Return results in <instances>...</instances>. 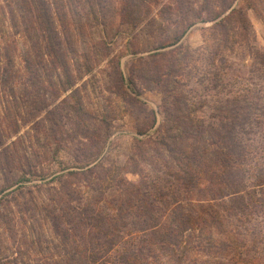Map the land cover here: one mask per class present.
I'll list each match as a JSON object with an SVG mask.
<instances>
[{"label":"rangeland","instance_id":"rangeland-1","mask_svg":"<svg viewBox=\"0 0 264 264\" xmlns=\"http://www.w3.org/2000/svg\"><path fill=\"white\" fill-rule=\"evenodd\" d=\"M242 97L249 168L229 194L209 133ZM261 113L264 0H0V264H78L89 238L105 264H264Z\"/></svg>","mask_w":264,"mask_h":264},{"label":"trees","instance_id":"trees-1","mask_svg":"<svg viewBox=\"0 0 264 264\" xmlns=\"http://www.w3.org/2000/svg\"><path fill=\"white\" fill-rule=\"evenodd\" d=\"M219 24H221V22H219ZM233 103L234 102L229 101L227 103H224V105L222 106L223 108H225L224 109L225 114H227V116L229 117L225 127L221 124V127L223 128V130L219 131L217 129H214L211 131V133H209L211 136L213 135L215 139H217L214 142L220 145V152L222 153L221 156L224 157L223 164L225 165V171H226V173L223 176L217 175L214 177V179H215V182L219 181L218 186H221V184H224L223 185L225 188L224 190L228 192L229 194L230 193L235 194L239 191V188L237 187L239 185L238 184L239 176H237L238 174L235 171L241 168H245V167L249 168V165H248L249 160H248L247 155H249L250 151H249V145L247 144H249L250 139H248L246 136L241 134V131L245 130V132L248 133L247 127H245V123L250 124L249 120L253 119V116H252L253 111L251 109L252 103L248 100L247 97H242L241 101H239L238 104L237 103L233 104ZM235 113H238L239 119H242V121L238 124H235L234 119L238 118ZM262 114L264 113H261V115ZM254 119L257 120V117H254ZM194 139L196 142H198V144H200L199 141L201 140V138L199 136H195ZM199 148H200L199 145H197L196 143L191 145V156L189 157L190 162L186 163L187 165L185 168L186 170L184 169V173H185L184 179H186V181L190 183H192L194 180L196 181V183L198 182L197 179L199 177L196 175L197 173L194 171V169L200 166V164L202 163V161H200L201 157L199 156V153H198ZM144 183H145V180H142L141 186H143ZM144 192L145 191L143 190L141 194L143 195ZM159 194L161 195L162 191H159ZM173 195H175L174 189H172V193H171L172 197ZM181 207L182 206L180 204H177L174 207L176 211L175 212L172 211V212L174 213L176 220L179 219L181 221L180 224L183 225L184 224L183 222L187 220V216L190 215L191 211L190 209H188L185 212H183ZM154 208H155V205L152 204L151 202H148L147 206L145 204L138 205L137 211H140L138 216H141V220L136 221V225L138 226V228H140V230L145 231V230L150 229L152 232L156 228H158L157 226L159 225V223H157L154 220L153 214H151ZM146 217H149V218L146 219ZM170 230H173V228H170ZM168 235L171 236L170 234L166 232L165 236H168ZM65 237H66V234H65ZM63 239L65 238L63 237ZM161 239H165L166 241H168L165 237H162ZM87 240L88 241L86 242L84 239H82V243L84 244L80 250L81 254L80 252H78L77 255L71 254L69 255V258L72 259L74 256H78V264H105L107 263L106 261H102V259H104L107 252L104 251L103 253H100L98 251L99 250L98 246H100V248L102 247L99 241L97 242L95 238H89ZM153 240H156L155 237H153ZM172 244H175V243L173 242ZM139 255L142 256L141 253L138 255L135 254L136 258H139ZM109 263L110 264H139L140 262L138 261V259L136 262L133 257L129 259L126 256L118 261L112 260ZM140 264H145V263L141 262Z\"/></svg>","mask_w":264,"mask_h":264}]
</instances>
